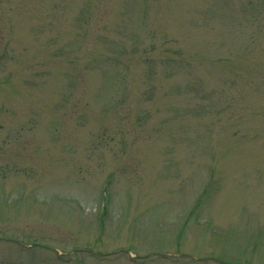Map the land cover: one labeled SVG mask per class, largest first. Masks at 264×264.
<instances>
[{
  "label": "rangeland",
  "instance_id": "rangeland-1",
  "mask_svg": "<svg viewBox=\"0 0 264 264\" xmlns=\"http://www.w3.org/2000/svg\"><path fill=\"white\" fill-rule=\"evenodd\" d=\"M0 264H264V0H0Z\"/></svg>",
  "mask_w": 264,
  "mask_h": 264
}]
</instances>
